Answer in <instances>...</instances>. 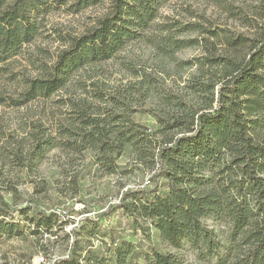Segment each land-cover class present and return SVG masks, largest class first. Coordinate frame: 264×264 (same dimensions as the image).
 <instances>
[{
    "label": "rangeland",
    "instance_id": "obj_1",
    "mask_svg": "<svg viewBox=\"0 0 264 264\" xmlns=\"http://www.w3.org/2000/svg\"><path fill=\"white\" fill-rule=\"evenodd\" d=\"M11 1L5 0L2 9ZM259 1L160 0L156 20L138 39L108 61L74 73L50 98L20 105L28 82L46 76L70 38L112 9L111 0H103L74 13L72 0H46L33 41L0 64V221L18 223L23 230L22 236H0V264H34L40 256L55 264L69 257L73 242L76 254L96 259L95 264H117L120 249L127 254L126 264H147L153 252L174 255L184 264H226L232 227L225 219L202 218L216 244L208 252L186 240L177 246L164 242L151 221L138 216L131 204L166 196L169 184L155 176L157 165L150 170L142 165L129 145L96 160L89 151L79 154L56 144L81 141L90 130L80 121L70 127L77 109L90 108L87 114H98L92 119L109 116L113 121L104 136L112 141L132 125L160 139V124L173 125L181 114L210 108L209 92L199 93L208 76L195 63L202 56L196 40L204 37L202 28L249 30L240 18ZM195 25L200 29L195 31ZM47 137L53 138L51 146L43 144ZM52 214L68 215V223L37 242L26 216Z\"/></svg>",
    "mask_w": 264,
    "mask_h": 264
},
{
    "label": "trees",
    "instance_id": "obj_2",
    "mask_svg": "<svg viewBox=\"0 0 264 264\" xmlns=\"http://www.w3.org/2000/svg\"><path fill=\"white\" fill-rule=\"evenodd\" d=\"M102 1L72 0L74 13ZM45 3L46 0H12L2 9L5 0H0V64L33 41L39 29L37 15ZM111 3L112 9L94 26L70 38V46L46 70L45 77L28 82L20 105L50 98L74 73L87 65L108 61L127 43L138 39L156 20L160 0ZM240 19L249 30L202 28L204 37L196 40L202 56L195 63L206 68L208 76L199 93L209 92L210 108L181 114L173 125L160 124V139L132 125L112 141L104 136L105 127L113 121L109 116L92 119L91 115L98 114H87L90 108L74 109L77 116L70 127L80 121L82 128L90 130H82L81 141L59 140L56 146L79 154L89 151L97 160L129 145L142 165L149 170L157 165L155 176L169 184L166 196L156 195L152 201L138 202L137 206L131 204L139 217L151 221L164 242L177 246L186 240L193 248L202 245L211 252L216 248L213 234L201 220L205 216L219 217L232 227L231 244L222 262L264 264V0L250 7ZM194 27L195 31L200 29L198 25ZM173 129L180 136L165 135ZM52 139L47 137L43 144L51 146ZM18 214L26 215L23 210ZM26 220L29 235L38 242L44 235L55 236L53 229L65 226L68 215L62 219L56 214L26 216ZM22 231L18 223L0 221V236H22ZM76 252L73 242L69 257L55 264L96 263V259L80 258ZM126 255L122 249L117 250V264H126ZM147 264L184 263L174 255L153 252Z\"/></svg>",
    "mask_w": 264,
    "mask_h": 264
},
{
    "label": "built area",
    "instance_id": "obj_3",
    "mask_svg": "<svg viewBox=\"0 0 264 264\" xmlns=\"http://www.w3.org/2000/svg\"><path fill=\"white\" fill-rule=\"evenodd\" d=\"M34 264H54V262L53 261L50 262L46 260V258H44L43 256H40L39 258H37Z\"/></svg>",
    "mask_w": 264,
    "mask_h": 264
}]
</instances>
